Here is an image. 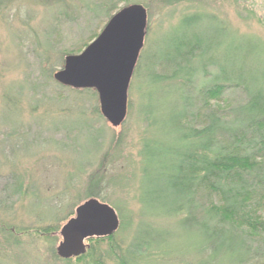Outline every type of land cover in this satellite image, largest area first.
Masks as SVG:
<instances>
[{
	"label": "rangeland",
	"instance_id": "374dc122",
	"mask_svg": "<svg viewBox=\"0 0 264 264\" xmlns=\"http://www.w3.org/2000/svg\"><path fill=\"white\" fill-rule=\"evenodd\" d=\"M100 3L0 0V264H94L111 245L119 255L135 239L143 246L151 232L139 229L145 224L162 226L161 233H155L158 244L151 245L153 250L160 247L163 257L153 259L155 253L148 250V259L139 264H171L172 257L179 264L188 258L195 264L200 258L198 235L157 214L168 213L176 204L163 197L173 181L166 176L170 167L152 159L164 155L166 148L152 142L163 137L165 123L180 121L182 98L194 97L187 113L197 116L196 125L201 126L205 111H225L244 103L247 95L219 79L217 64L204 67L213 61L210 55L186 63L182 58L170 61L163 53L175 29L196 16L208 44L193 41L204 52L214 44L212 54L230 70L235 35L264 45V0H115L111 7L117 12L136 4L149 16L129 87L128 115L117 128L99 114L94 90L72 89L51 78L63 68L66 56L81 54L110 20ZM181 66L186 73L177 75ZM154 76L163 79L153 96ZM217 84L226 85L224 96L207 106L201 93ZM208 195L200 194L204 204L210 202ZM260 197L255 209L264 215V193ZM92 198L117 212L120 227L107 237L114 239L93 251L95 238L88 239L85 254L60 258L61 227ZM103 261L117 264L110 256Z\"/></svg>",
	"mask_w": 264,
	"mask_h": 264
},
{
	"label": "trees",
	"instance_id": "16d2710c",
	"mask_svg": "<svg viewBox=\"0 0 264 264\" xmlns=\"http://www.w3.org/2000/svg\"><path fill=\"white\" fill-rule=\"evenodd\" d=\"M114 1L101 0L100 4L103 5L100 7L107 13L108 19H111L113 12H117L116 6L111 7ZM195 18L188 19L187 23L175 29L176 34L171 44L167 42L163 54L170 61L182 58L186 63L197 56L199 60L202 55H210L213 61L203 63L204 67L217 64L221 72L219 79H226L231 85L238 86L247 95V100L230 105L225 111L217 107L205 111L202 115L204 123L199 126L196 125L197 116L187 113V106L194 97L182 98L180 121L176 125L165 123L161 128L163 137L152 142L166 148L164 155L159 153L152 159H158L170 167V174L166 176L173 181L166 187L163 197L176 204L168 213L157 214L163 219L179 221L186 231H194L198 235L201 249L200 258L195 264H264V215L255 209V202L261 200L260 196L264 193V45L235 35L232 39L234 54L230 60L232 67L227 70L216 59L217 55H213L216 53L214 44L210 45L209 52H204L203 47L193 41L202 39L203 45L208 44L207 36L200 30ZM100 34L94 35L93 41ZM186 70L181 66L176 74L186 73ZM55 73L51 75L53 80ZM189 74L192 75V72ZM153 79L155 86L151 94L154 96L163 78L154 76ZM225 90L226 85L217 84L203 90L201 95L208 106L211 99L222 100ZM98 112L101 115L100 109ZM203 191H208V197L211 196L209 204L201 200ZM73 215L70 214L68 220ZM141 228L151 231L147 233L148 239L143 246L139 247L135 239L125 254L119 255L115 245H111L109 252L100 255L94 264H104L103 259L109 256L117 264H139L148 259V250L155 253L153 259L163 257L158 253H162L161 248L153 250L151 245L152 241L158 244L155 233H161L162 226L145 224ZM112 239H93L91 250ZM187 260L184 264H192ZM170 262L179 264L174 257Z\"/></svg>",
	"mask_w": 264,
	"mask_h": 264
},
{
	"label": "water",
	"instance_id": "95a60500",
	"mask_svg": "<svg viewBox=\"0 0 264 264\" xmlns=\"http://www.w3.org/2000/svg\"><path fill=\"white\" fill-rule=\"evenodd\" d=\"M148 12L143 5H130L114 14L101 35L81 54L68 55L54 79L65 87L95 90L100 111L108 123L120 127L129 109V87L145 45ZM120 227L117 212L96 198L76 209V215L60 231L57 249L63 259L86 253V240L107 238Z\"/></svg>",
	"mask_w": 264,
	"mask_h": 264
}]
</instances>
